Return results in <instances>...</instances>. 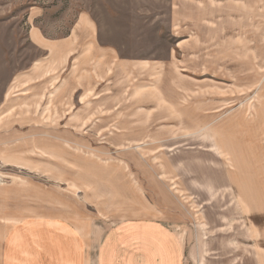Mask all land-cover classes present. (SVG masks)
<instances>
[{"label": "rangeland", "instance_id": "obj_1", "mask_svg": "<svg viewBox=\"0 0 264 264\" xmlns=\"http://www.w3.org/2000/svg\"><path fill=\"white\" fill-rule=\"evenodd\" d=\"M135 222L264 264V0H0V264Z\"/></svg>", "mask_w": 264, "mask_h": 264}, {"label": "crops", "instance_id": "obj_2", "mask_svg": "<svg viewBox=\"0 0 264 264\" xmlns=\"http://www.w3.org/2000/svg\"><path fill=\"white\" fill-rule=\"evenodd\" d=\"M17 228L25 231L28 224ZM44 228H46L44 226ZM20 242L19 254L7 244L5 264H43L41 245L27 240ZM98 254V264H182V245L177 235L161 223L135 222L112 228L104 237ZM33 259V262H32Z\"/></svg>", "mask_w": 264, "mask_h": 264}]
</instances>
